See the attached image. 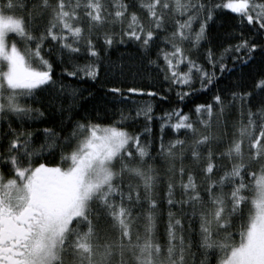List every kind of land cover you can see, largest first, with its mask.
Instances as JSON below:
<instances>
[{"label":"snow or ice","instance_id":"obj_1","mask_svg":"<svg viewBox=\"0 0 264 264\" xmlns=\"http://www.w3.org/2000/svg\"><path fill=\"white\" fill-rule=\"evenodd\" d=\"M0 264H264V0H0Z\"/></svg>","mask_w":264,"mask_h":264},{"label":"trees","instance_id":"obj_2","mask_svg":"<svg viewBox=\"0 0 264 264\" xmlns=\"http://www.w3.org/2000/svg\"><path fill=\"white\" fill-rule=\"evenodd\" d=\"M230 23H231L230 21L225 19V20L218 21L215 25H213V27H212L213 37H216L219 34H221L223 32L224 28H227ZM221 25H223L224 28H222ZM110 58L112 61H115L117 63L122 62L126 68L131 67L133 70H135L139 66L138 54H137V51L135 49V46L132 44H129L127 46L116 45L111 52ZM52 59L55 60L56 57L53 56ZM55 71H56V75L59 76L60 71H61V66L57 65ZM129 76H130V74H129ZM150 81H152V82L156 81V73L154 71H152L151 73H146V74L142 73L141 75L137 76V82H139L145 86H148L150 84ZM119 82H120L119 77L113 78L112 76H109L107 79L102 78L101 81H98L96 83H93L92 81H76L73 79L65 80V83L69 84L71 87H76V88L84 90L85 97H87L88 91H92L93 93L96 94L97 100L95 103L101 109L100 118L102 120L106 119L103 116V106H102V97L104 95V92L106 91V89L108 87H111L114 85L120 86ZM224 83L226 84L228 82L224 81ZM171 95L173 96V100H174L175 99L174 93ZM207 99L209 100V102H211L210 96L207 97ZM201 102H203V101H201ZM175 106H176L175 103H173L171 105L168 103H163V104L157 103L156 114L160 115V114H162L163 111L169 109L170 107H175ZM184 110L188 111L189 109L185 108ZM80 111H81V113H85V112L90 113L92 116L96 115V112L93 110V104L92 103H86L84 108L80 109ZM111 115H112V113L109 112L108 118H110ZM60 119H61V117L58 113H52L50 116V119L48 116H46V120H49L48 123L37 121L32 130L35 131L36 128H43L46 126H51V122L59 121ZM155 131L157 133L159 131L158 123H157V127H156ZM52 162L53 161L50 159L49 163H52ZM55 162H58V157L56 158ZM163 230H164V224L161 222L159 225V231H160L161 235L163 234Z\"/></svg>","mask_w":264,"mask_h":264}]
</instances>
